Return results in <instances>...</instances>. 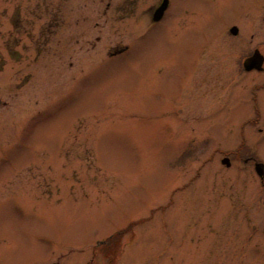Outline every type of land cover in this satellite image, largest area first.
I'll list each match as a JSON object with an SVG mask.
<instances>
[{
	"label": "rangeland",
	"instance_id": "374dc122",
	"mask_svg": "<svg viewBox=\"0 0 264 264\" xmlns=\"http://www.w3.org/2000/svg\"><path fill=\"white\" fill-rule=\"evenodd\" d=\"M160 2L0 0V264H264V0Z\"/></svg>",
	"mask_w": 264,
	"mask_h": 264
},
{
	"label": "water",
	"instance_id": "95a60500",
	"mask_svg": "<svg viewBox=\"0 0 264 264\" xmlns=\"http://www.w3.org/2000/svg\"><path fill=\"white\" fill-rule=\"evenodd\" d=\"M166 4H167V1L165 0L162 3V5L157 9L155 16H154L155 19H159L162 16L166 8ZM232 31L235 33L237 31V28L233 27ZM263 62H264V56L262 55L259 49H256L254 54L247 59L245 66L248 70L254 69V68H262ZM224 161L228 162V159H224ZM259 166L257 167V170L261 173L262 167H259Z\"/></svg>",
	"mask_w": 264,
	"mask_h": 264
},
{
	"label": "flooded vegetation",
	"instance_id": "af4514ba",
	"mask_svg": "<svg viewBox=\"0 0 264 264\" xmlns=\"http://www.w3.org/2000/svg\"><path fill=\"white\" fill-rule=\"evenodd\" d=\"M163 2V0H161V2L154 8V10H153V12H152V22H151V25L150 26H153L156 22H158V21H160V20H162L164 17H165V15H166V12H167V10H168V8H169V6H170V0H167V2H168V4H167V7H166V9H165V11H164V13H163V16L160 18V19H158V20H156L155 18H154V16H155V12H156V9L161 5V3ZM233 25H236V24H232L231 26H233ZM237 26V25H236ZM240 30H239V27H238V32H239ZM256 49H259L260 50V48L259 47H256L255 49H254V52H255V50ZM260 52H261V50H260ZM249 56H247L245 59H244V61H243V69H244V71L245 72H253V71H255V72H257L258 74H263L264 73V65H263V68L262 69H257V68H254V69H250V70H248L247 68H246V66H245V63H246V61H247V59L251 56L250 54H248ZM264 85V82H263V84H262V86ZM259 117H260V115H259ZM257 162V166H259V167H262V165L261 164H258V162L259 161H256ZM262 170H263V168H262ZM260 180H261V182H264V178H261L260 177Z\"/></svg>",
	"mask_w": 264,
	"mask_h": 264
}]
</instances>
